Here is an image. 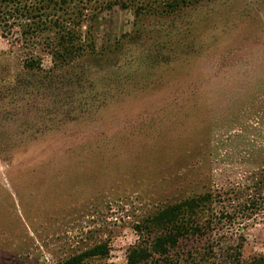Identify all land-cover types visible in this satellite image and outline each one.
Returning a JSON list of instances; mask_svg holds the SVG:
<instances>
[{"label":"rangeland","instance_id":"rangeland-1","mask_svg":"<svg viewBox=\"0 0 264 264\" xmlns=\"http://www.w3.org/2000/svg\"><path fill=\"white\" fill-rule=\"evenodd\" d=\"M192 19L186 56L161 38L121 45L140 25L154 37L149 17L113 8L86 19L80 31L113 53L115 75L36 93L78 68L60 67L34 21L0 1V264H60L96 245L107 264L133 250L140 264L264 255V221L253 218L213 253L190 233L162 256L153 240L159 212L211 183L244 182L264 150V0H208Z\"/></svg>","mask_w":264,"mask_h":264},{"label":"trees","instance_id":"trees-1","mask_svg":"<svg viewBox=\"0 0 264 264\" xmlns=\"http://www.w3.org/2000/svg\"><path fill=\"white\" fill-rule=\"evenodd\" d=\"M0 1L15 6L20 15L34 21L32 28L34 36L44 37L49 41L51 56L60 67L78 68V70L65 72L67 80L62 86L53 88L38 83L37 87H33L36 93L51 90L54 94L59 93L60 89L62 91V89L79 88L80 81L85 82L89 76L110 79L108 78L110 75H115V70L105 69V66H108L114 58L113 53L96 52L93 48V38L89 33L80 31L86 19L95 20L101 13L113 8L131 11L137 19L149 17L154 20V25L150 28L154 37H146L144 34L146 28L140 25V28L124 37L125 42L121 45H135L146 38L145 42L152 43L161 38L162 42L155 45L172 43L179 48L182 55L186 56L191 54V48L188 45L191 38L188 35L190 31L184 35L183 31L187 32L192 25L193 13L206 7L208 2V0ZM141 55L142 53H139L137 57ZM147 55L164 59L171 56L168 54L167 57H163L160 51L154 50ZM35 70L37 73L51 74V72H42L39 66H36ZM59 72L53 75L62 79L64 75H60ZM117 73V75H124L123 69ZM125 73H127L126 70ZM91 106L92 104H89L88 107ZM84 110L89 109L85 107ZM255 144V149L258 150L260 144ZM252 218L255 221H264V150L255 155V170L246 172L244 182L227 180L224 185L211 183L207 191H198L194 195L185 197L180 203L159 212L154 219L155 222L153 221V224L157 226L156 237L153 240L156 242L157 252L162 256L168 248L174 247L179 242L181 236L190 233L196 238L195 248L201 244L202 237L208 244V252L213 253L214 247L220 243L218 236L233 231L239 232L245 224L244 221ZM106 254L103 246L96 245L60 264H91L92 262L107 264L101 259ZM143 258L145 255L142 250H133L127 255V264H140ZM229 264H264V255L249 261H241L237 255Z\"/></svg>","mask_w":264,"mask_h":264}]
</instances>
